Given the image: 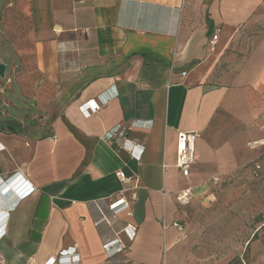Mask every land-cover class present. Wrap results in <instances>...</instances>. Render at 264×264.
<instances>
[{
    "label": "crops",
    "instance_id": "crops-1",
    "mask_svg": "<svg viewBox=\"0 0 264 264\" xmlns=\"http://www.w3.org/2000/svg\"><path fill=\"white\" fill-rule=\"evenodd\" d=\"M263 2L28 0L38 81L18 99L43 110L45 122L27 123L33 112L0 115L21 126L0 129V184L18 172L34 187L22 196L0 185V264H44L73 249L78 264H230L236 252L214 250L208 236L198 246L175 226L186 233L191 210L178 196L189 187L194 199L218 195L212 178L231 182L246 143L264 137L255 129L264 115V33L244 30ZM90 100L99 109L86 115ZM126 122L136 123L127 136L145 147L140 161L109 140ZM180 132L199 134L189 176L177 167ZM122 197L131 215L113 212ZM127 225L136 227L133 240ZM108 242L126 248L109 255ZM240 264H264V253Z\"/></svg>",
    "mask_w": 264,
    "mask_h": 264
},
{
    "label": "rangeland",
    "instance_id": "rangeland-1",
    "mask_svg": "<svg viewBox=\"0 0 264 264\" xmlns=\"http://www.w3.org/2000/svg\"><path fill=\"white\" fill-rule=\"evenodd\" d=\"M244 30L255 34L264 33V2L256 20ZM33 62L28 0H0V64L6 65L5 78L0 77L2 117L7 118L9 111L17 115L33 112L39 116L27 123L45 122L40 120L45 114L42 113L43 110L35 109L37 106L31 105L29 99H18L23 97L25 88L28 90L38 81ZM24 108L34 110L25 111ZM27 113L24 118L30 115ZM255 129L261 135L264 134V115L257 117ZM247 143L245 162L237 170L233 180L222 183V180L215 182L212 178L214 185L219 187L213 190L215 193L219 192L218 195L209 200L200 197L194 199L193 196L185 205H191L185 218L188 237L191 235L199 246L202 239L208 236L214 250L228 254L236 252L237 256L230 264H240L242 259L250 258L252 253H264V145L253 149ZM254 163L262 165L258 176L251 175L248 171L249 165ZM216 225L225 227V230H215ZM253 241L257 243L256 248L249 244Z\"/></svg>",
    "mask_w": 264,
    "mask_h": 264
},
{
    "label": "built area",
    "instance_id": "built-area-1",
    "mask_svg": "<svg viewBox=\"0 0 264 264\" xmlns=\"http://www.w3.org/2000/svg\"><path fill=\"white\" fill-rule=\"evenodd\" d=\"M217 38H218V32H216L213 35L212 43H214L215 40H217ZM98 109H99V105L95 103L93 100L88 101L86 104L82 106V110L86 115H89L92 112H96ZM135 124H136L135 122H132V123L126 122V123L118 124L113 129V131L110 132L109 140H112L113 143H116V145L119 146L118 147L119 149L127 151L133 159L140 161L141 155L143 154L145 147L139 144L136 141V139H131L127 136L129 130L132 129V127ZM198 136L199 134L197 132H180L178 135L177 167L181 169L184 176L190 175L192 165L196 161L195 141ZM247 145L253 149L259 146H262L264 145V137L261 139L252 140L248 142ZM253 167H254L253 175L258 176L262 168L261 163H254ZM117 176L123 182L131 183L132 181L135 180L136 183L138 184L136 177H129L123 171H118ZM10 180H13L14 182H16L14 186L16 187L17 192L19 194H22V196L27 195L29 192L33 191L34 189L32 184L28 180H26L25 178L19 177L18 172L3 179L2 180L3 183H1L0 185L4 184L5 188H7V184H9ZM215 180L220 181L219 178H216ZM5 188H2V190L0 191V194L5 192L4 191ZM136 188L137 186L135 184L133 186V189H136ZM132 196L133 198H136L135 191L133 192ZM1 197H6V195L3 194L1 195ZM192 198H193L192 189L189 187V188L184 189L180 193V195L178 196V201L181 204L186 205L191 201ZM1 203L2 202L0 201V204ZM111 208L113 209V212L115 214L121 211H126L128 215L132 214V212L130 211V203L125 197H122L119 200L115 201L111 205ZM175 226H177L181 230V232L184 233V236L186 237L185 227L182 224H177V223L175 224ZM5 232H6V226L4 224L0 225V238L5 235ZM124 232L127 234L130 240H133L136 236V227L127 225L124 228ZM104 246H105L106 252L109 255H113V253L117 251H122L123 249L126 248L125 245L122 244L121 242L118 243L116 247L112 246V242H108ZM80 260H81V257L79 253H77L75 249H73L71 251L60 252L58 255L53 256L50 259H48L44 264H78ZM27 264H33L32 259Z\"/></svg>",
    "mask_w": 264,
    "mask_h": 264
},
{
    "label": "trees",
    "instance_id": "trees-1",
    "mask_svg": "<svg viewBox=\"0 0 264 264\" xmlns=\"http://www.w3.org/2000/svg\"><path fill=\"white\" fill-rule=\"evenodd\" d=\"M0 129L9 130L13 133H19L21 131L20 124H17L14 120H6L0 122Z\"/></svg>",
    "mask_w": 264,
    "mask_h": 264
},
{
    "label": "water",
    "instance_id": "water-1",
    "mask_svg": "<svg viewBox=\"0 0 264 264\" xmlns=\"http://www.w3.org/2000/svg\"><path fill=\"white\" fill-rule=\"evenodd\" d=\"M6 65L4 63L0 64V77L5 78Z\"/></svg>",
    "mask_w": 264,
    "mask_h": 264
},
{
    "label": "bare ground",
    "instance_id": "bare-ground-1",
    "mask_svg": "<svg viewBox=\"0 0 264 264\" xmlns=\"http://www.w3.org/2000/svg\"><path fill=\"white\" fill-rule=\"evenodd\" d=\"M13 184H14V181L13 180H10L8 185H11V187H15ZM14 192H17L16 187L14 188Z\"/></svg>",
    "mask_w": 264,
    "mask_h": 264
}]
</instances>
